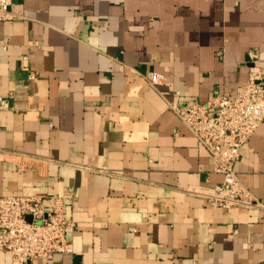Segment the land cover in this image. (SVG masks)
I'll return each mask as SVG.
<instances>
[{"label":"crops","instance_id":"0c3cea01","mask_svg":"<svg viewBox=\"0 0 264 264\" xmlns=\"http://www.w3.org/2000/svg\"><path fill=\"white\" fill-rule=\"evenodd\" d=\"M9 12L0 195L64 194L76 223L71 252L27 264H264V209L193 191L221 175L168 105L232 95L253 64L264 71V0H13ZM234 169L264 204V119Z\"/></svg>","mask_w":264,"mask_h":264},{"label":"built area","instance_id":"2783aa9c","mask_svg":"<svg viewBox=\"0 0 264 264\" xmlns=\"http://www.w3.org/2000/svg\"><path fill=\"white\" fill-rule=\"evenodd\" d=\"M12 2L0 0V20L10 17ZM147 78L156 84L162 75L152 71ZM168 105L208 150L213 171L221 175L214 186L193 191L213 207L264 209L234 169L240 147L264 119V71L253 64L245 82L232 95L214 94L206 100L184 104L171 101ZM64 197L55 193L0 195V252L10 254L11 264L72 251L70 235L76 223L71 203Z\"/></svg>","mask_w":264,"mask_h":264}]
</instances>
